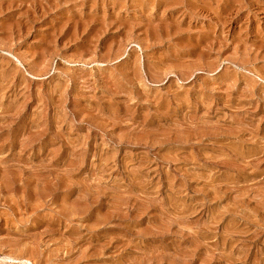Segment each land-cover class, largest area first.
I'll return each mask as SVG.
<instances>
[{"label":"rangeland","instance_id":"rangeland-1","mask_svg":"<svg viewBox=\"0 0 264 264\" xmlns=\"http://www.w3.org/2000/svg\"><path fill=\"white\" fill-rule=\"evenodd\" d=\"M0 264H264V0H0Z\"/></svg>","mask_w":264,"mask_h":264}]
</instances>
